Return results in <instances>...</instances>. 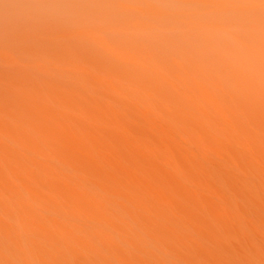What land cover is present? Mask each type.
<instances>
[{
  "label": "bare ground",
  "instance_id": "bare-ground-1",
  "mask_svg": "<svg viewBox=\"0 0 264 264\" xmlns=\"http://www.w3.org/2000/svg\"><path fill=\"white\" fill-rule=\"evenodd\" d=\"M0 264H264V0H0Z\"/></svg>",
  "mask_w": 264,
  "mask_h": 264
},
{
  "label": "rangeland",
  "instance_id": "rangeland-1",
  "mask_svg": "<svg viewBox=\"0 0 264 264\" xmlns=\"http://www.w3.org/2000/svg\"><path fill=\"white\" fill-rule=\"evenodd\" d=\"M202 184H200V186H198V191H199L200 195H209V194L213 193V191L218 192L219 188H220V184L219 183L216 184V189H212V190H210L209 188L204 186L205 183H202Z\"/></svg>",
  "mask_w": 264,
  "mask_h": 264
}]
</instances>
